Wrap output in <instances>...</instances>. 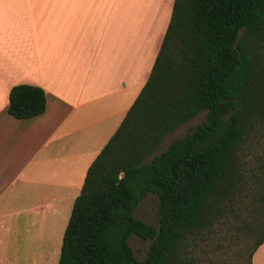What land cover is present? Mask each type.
<instances>
[{"label":"trees","instance_id":"16d2710c","mask_svg":"<svg viewBox=\"0 0 264 264\" xmlns=\"http://www.w3.org/2000/svg\"><path fill=\"white\" fill-rule=\"evenodd\" d=\"M45 109L42 88H11L12 116ZM149 193L157 225L134 215ZM230 218L256 237L251 264L264 237V0H174L145 84L86 171L57 264H209L199 246ZM133 234L151 240L142 261Z\"/></svg>","mask_w":264,"mask_h":264},{"label":"crops","instance_id":"0c3cea01","mask_svg":"<svg viewBox=\"0 0 264 264\" xmlns=\"http://www.w3.org/2000/svg\"><path fill=\"white\" fill-rule=\"evenodd\" d=\"M173 3L0 0V219L37 211L44 194L73 206L151 72ZM16 84L44 90L42 114L8 113ZM251 264H264V237Z\"/></svg>","mask_w":264,"mask_h":264},{"label":"rangeland","instance_id":"374dc122","mask_svg":"<svg viewBox=\"0 0 264 264\" xmlns=\"http://www.w3.org/2000/svg\"><path fill=\"white\" fill-rule=\"evenodd\" d=\"M206 111H201L175 131L169 133L155 154L163 151L171 141L185 136L192 128L201 123ZM58 201L44 194L41 196L37 211L10 212L0 219V256L3 264H57L65 227L68 223L72 204ZM157 196L149 193L134 210L135 217L146 223L157 225ZM248 214H246L247 216ZM241 220L228 221L215 227V232L200 244L198 255L209 264L247 263L248 252L256 237H247L244 230L236 229ZM208 237V236H207ZM129 245L137 260L142 261L151 242L137 235L129 237ZM242 255V256H240Z\"/></svg>","mask_w":264,"mask_h":264}]
</instances>
